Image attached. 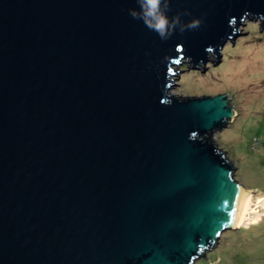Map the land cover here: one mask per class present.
I'll list each match as a JSON object with an SVG mask.
<instances>
[{
	"label": "water",
	"instance_id": "95a60500",
	"mask_svg": "<svg viewBox=\"0 0 264 264\" xmlns=\"http://www.w3.org/2000/svg\"><path fill=\"white\" fill-rule=\"evenodd\" d=\"M129 9L0 0V264H193L243 224L251 194L209 139L230 98L168 94L263 28L264 0H170L200 26L166 41Z\"/></svg>",
	"mask_w": 264,
	"mask_h": 264
},
{
	"label": "rangeland",
	"instance_id": "374dc122",
	"mask_svg": "<svg viewBox=\"0 0 264 264\" xmlns=\"http://www.w3.org/2000/svg\"><path fill=\"white\" fill-rule=\"evenodd\" d=\"M261 24L260 20L246 19L235 44H226L221 60L207 63L206 70L202 66L189 70V66L182 65L181 75L174 77L176 85L168 94L177 98L216 95L230 98L237 116L209 139L235 165L234 179L255 191L252 196L255 203L264 199V27L260 28ZM214 59L211 55L210 60ZM174 70L177 72L178 68ZM263 207L257 208L258 212L250 215L241 228L222 234L193 264H264Z\"/></svg>",
	"mask_w": 264,
	"mask_h": 264
},
{
	"label": "clouds",
	"instance_id": "9594fccd",
	"mask_svg": "<svg viewBox=\"0 0 264 264\" xmlns=\"http://www.w3.org/2000/svg\"><path fill=\"white\" fill-rule=\"evenodd\" d=\"M136 3L139 11L129 9V15L133 19L142 21L143 25L155 32L162 41L168 40L177 29L183 33L185 30L198 29L200 26L199 20H192L187 24L181 23L180 13L169 19L167 13L170 11V0H136Z\"/></svg>",
	"mask_w": 264,
	"mask_h": 264
},
{
	"label": "bare ground",
	"instance_id": "6f19581e",
	"mask_svg": "<svg viewBox=\"0 0 264 264\" xmlns=\"http://www.w3.org/2000/svg\"><path fill=\"white\" fill-rule=\"evenodd\" d=\"M234 115H235V113H234ZM242 189H244L245 191H247L249 194H251V200H250V202H249V205H248V207H247V212H246V214H245V216H244V222H243V224H241V225H239V226H237V227H234L233 229H239V228H241L242 226H244V224L249 220V216L250 215H254L255 213H257L258 211H257V208H259V207H261V206H264V199H260V200H257L256 201V203L255 202H253V198H252V196H253V192H251L250 190H248V189H246L245 187H243L242 186ZM264 208V207H263ZM232 229V230H233ZM201 258V257H200Z\"/></svg>",
	"mask_w": 264,
	"mask_h": 264
},
{
	"label": "crops",
	"instance_id": "0c3cea01",
	"mask_svg": "<svg viewBox=\"0 0 264 264\" xmlns=\"http://www.w3.org/2000/svg\"><path fill=\"white\" fill-rule=\"evenodd\" d=\"M242 186H244V185H242ZM245 187V186H244ZM246 188H248V187H246ZM248 189H250V188H248ZM250 190H252V189H250ZM254 190H252V192H253ZM255 192V191H254Z\"/></svg>",
	"mask_w": 264,
	"mask_h": 264
},
{
	"label": "trees",
	"instance_id": "16d2710c",
	"mask_svg": "<svg viewBox=\"0 0 264 264\" xmlns=\"http://www.w3.org/2000/svg\"><path fill=\"white\" fill-rule=\"evenodd\" d=\"M244 229V228H243Z\"/></svg>",
	"mask_w": 264,
	"mask_h": 264
}]
</instances>
